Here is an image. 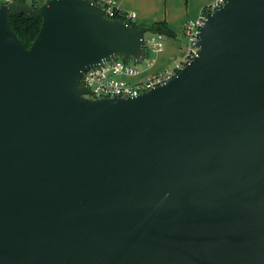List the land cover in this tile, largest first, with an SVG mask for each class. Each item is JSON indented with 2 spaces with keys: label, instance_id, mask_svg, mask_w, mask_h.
<instances>
[{
  "label": "water",
  "instance_id": "95a60500",
  "mask_svg": "<svg viewBox=\"0 0 264 264\" xmlns=\"http://www.w3.org/2000/svg\"><path fill=\"white\" fill-rule=\"evenodd\" d=\"M146 31L93 0L0 5V264H264V0L208 12L165 83L85 96Z\"/></svg>",
  "mask_w": 264,
  "mask_h": 264
},
{
  "label": "built area",
  "instance_id": "2783aa9c",
  "mask_svg": "<svg viewBox=\"0 0 264 264\" xmlns=\"http://www.w3.org/2000/svg\"><path fill=\"white\" fill-rule=\"evenodd\" d=\"M11 1L15 0H0V5L7 4ZM45 1L47 0H43L42 3ZM93 1L99 3L104 9L105 14L111 18H117V14L124 16L123 20L127 21L134 20L135 18L134 12L118 10L115 7V0ZM225 1L213 0L196 18L189 19L184 23L183 35L187 40V45L183 60L174 62L172 65L161 70L144 74V71L153 62L152 58L146 60L148 54H156L163 48L161 42L162 35L160 33L148 34L146 31L144 33L145 56L142 59L143 62L145 61V68L140 70L130 60L119 59L117 57L102 61L99 65L88 67L80 75L82 84L89 90V93H85L84 95L89 98L114 96L134 97L149 88L165 83L168 79L175 76L182 66L197 54V41L199 39L200 27L203 24L206 14L221 7Z\"/></svg>",
  "mask_w": 264,
  "mask_h": 264
},
{
  "label": "crops",
  "instance_id": "0c3cea01",
  "mask_svg": "<svg viewBox=\"0 0 264 264\" xmlns=\"http://www.w3.org/2000/svg\"><path fill=\"white\" fill-rule=\"evenodd\" d=\"M175 0H156L158 8L154 11L152 8H144L138 0H115V7L123 12H134V20L137 22H151L165 20L170 28L175 32V37H167L163 48L151 57L153 62L144 73L158 71L171 63L184 59L186 50L180 46L181 34H183L184 23L189 19L196 18L208 4L213 0H177L184 9L183 17L176 25L173 15L170 11V5ZM163 7V9H162Z\"/></svg>",
  "mask_w": 264,
  "mask_h": 264
},
{
  "label": "trees",
  "instance_id": "16d2710c",
  "mask_svg": "<svg viewBox=\"0 0 264 264\" xmlns=\"http://www.w3.org/2000/svg\"><path fill=\"white\" fill-rule=\"evenodd\" d=\"M22 1L25 2V0ZM30 5L32 7H37L35 4ZM116 17L124 19V16H120L118 14L116 15ZM8 21L11 29L20 39V41L25 45V47H29L40 28L41 18L32 13L21 11L18 14L9 16ZM128 21H130L136 28L145 26L147 28L148 34L160 33L161 35H165L167 37H174L176 35L165 20H157L151 22H134L132 20Z\"/></svg>",
  "mask_w": 264,
  "mask_h": 264
},
{
  "label": "rangeland",
  "instance_id": "374dc122",
  "mask_svg": "<svg viewBox=\"0 0 264 264\" xmlns=\"http://www.w3.org/2000/svg\"><path fill=\"white\" fill-rule=\"evenodd\" d=\"M43 0H25V3L30 5V4H35L36 6H38V4L40 5L42 3ZM139 4L142 5L144 8H152L154 11L158 8L157 2L156 0H138ZM163 9V7H162ZM170 11L173 15V18L175 20L176 25H179V22L181 20V17H183L184 14V9L183 7L179 4V2L177 0L173 1V3H171L170 5ZM135 22V20H132ZM137 22V21H136ZM147 33V32H146ZM147 35V34H146ZM181 38H180V46L182 47L183 50H186V45H187V40L184 37L183 34H181ZM175 37V36H174ZM167 38V36L162 35L161 38V42L162 45H164L165 39ZM172 38V37H170ZM151 57H155L154 53H149L146 60L150 59ZM131 63L133 65H136L140 70H143L145 68V61H141V62H133L131 61ZM173 63H171L170 65H172ZM168 65V66H170ZM163 69V68H161ZM160 70V69H159ZM147 72V70H146ZM146 74V73H144Z\"/></svg>",
  "mask_w": 264,
  "mask_h": 264
}]
</instances>
